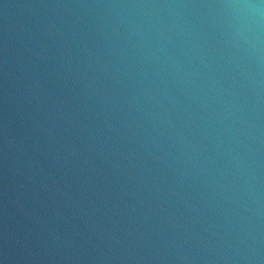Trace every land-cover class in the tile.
Instances as JSON below:
<instances>
[{
  "label": "clouds",
  "instance_id": "clouds-1",
  "mask_svg": "<svg viewBox=\"0 0 264 264\" xmlns=\"http://www.w3.org/2000/svg\"><path fill=\"white\" fill-rule=\"evenodd\" d=\"M17 8L0 264H264V0Z\"/></svg>",
  "mask_w": 264,
  "mask_h": 264
},
{
  "label": "water",
  "instance_id": "water-1",
  "mask_svg": "<svg viewBox=\"0 0 264 264\" xmlns=\"http://www.w3.org/2000/svg\"><path fill=\"white\" fill-rule=\"evenodd\" d=\"M22 2L23 0H0V30L3 28L6 17L14 18L16 16L18 13L17 5ZM0 156H2V153H0ZM6 208L8 210V215L5 214ZM6 225L8 230L12 231L16 227V220L12 214L11 205L7 204L5 201L4 169L3 161L0 159V251H2L4 247ZM0 259H2V257H0Z\"/></svg>",
  "mask_w": 264,
  "mask_h": 264
}]
</instances>
